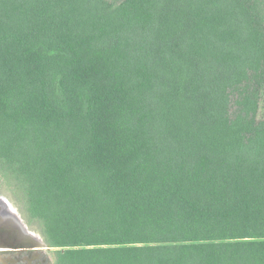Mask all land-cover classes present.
Here are the masks:
<instances>
[{
    "label": "trees",
    "instance_id": "1",
    "mask_svg": "<svg viewBox=\"0 0 264 264\" xmlns=\"http://www.w3.org/2000/svg\"><path fill=\"white\" fill-rule=\"evenodd\" d=\"M264 0H0V175L53 264H264Z\"/></svg>",
    "mask_w": 264,
    "mask_h": 264
},
{
    "label": "rangeland",
    "instance_id": "2",
    "mask_svg": "<svg viewBox=\"0 0 264 264\" xmlns=\"http://www.w3.org/2000/svg\"><path fill=\"white\" fill-rule=\"evenodd\" d=\"M258 118L261 120L264 119V92L260 102V111ZM0 197L6 199V201H8V203L17 213L19 219L20 218L22 219L23 223L27 227V231L29 233H32V235L34 236L31 237V239L33 241H36L37 243H39L41 239L42 243L44 244V245L40 244L41 242L39 244H37L36 242L33 243L29 242L28 245L25 246L23 244H25L26 242L22 240L20 243L21 245L20 248H22L23 251H15L18 249L14 248V245L17 244L19 245V243L16 242L15 240L18 241V239H20L19 238L20 235H16V233L12 234L11 232L6 233L7 230L2 229L4 222L2 220V222H0L1 224L0 225V264H53V251H55L57 248L48 246L44 242V240L40 237V235L36 232L35 230L36 225L35 224L29 225L24 220L21 209L23 204L22 201L19 199L21 198V196L19 195L15 187L12 188V185L10 183L4 181L1 175H0ZM36 235L40 237V239ZM25 236H27L26 233ZM15 254H19V256L22 258V261L16 260ZM23 261H28L30 263H26Z\"/></svg>",
    "mask_w": 264,
    "mask_h": 264
},
{
    "label": "flooded vegetation",
    "instance_id": "3",
    "mask_svg": "<svg viewBox=\"0 0 264 264\" xmlns=\"http://www.w3.org/2000/svg\"><path fill=\"white\" fill-rule=\"evenodd\" d=\"M0 205H1L0 206V222H2V220L4 221L2 229H6L8 231H11L12 234H15L14 233V231H15L16 235H21L23 237H26L25 236V233H26L27 236L30 237V239H31V237H34L32 235V233H29L28 231H26V229L21 225V221L18 218L17 213L12 208V206L8 203V201H6V199L0 197ZM5 213H7V214H5ZM19 224L21 225L20 227H19ZM39 243H40V241H39ZM14 248L18 249L15 251H23L22 248H20L18 244L14 245ZM23 249H25V248H23ZM15 258H16V260L22 261V258L19 256V254H15ZM23 262L30 263L28 261H23Z\"/></svg>",
    "mask_w": 264,
    "mask_h": 264
},
{
    "label": "water",
    "instance_id": "4",
    "mask_svg": "<svg viewBox=\"0 0 264 264\" xmlns=\"http://www.w3.org/2000/svg\"><path fill=\"white\" fill-rule=\"evenodd\" d=\"M20 220L22 221L21 218H20ZM22 223H23V221H22ZM23 225L25 226V228H27L26 225H25L24 223H23ZM10 232H11V231H8V230L6 231V233H10ZM14 233H16V232L14 231ZM33 234H34V233H33ZM36 236H37V235H36ZM9 237H10V236H9ZM37 237H38V236H37ZM19 238H20L21 240H20V239H18V241L15 240L16 242L19 243V247L21 246L20 243H21L22 240H23L24 242H26L25 244H23V245H25V246L28 245L29 242H32V243H33V242H36V241L31 240V239L28 238L27 236H26V237H23V236L20 235ZM38 238L40 239V237H38ZM40 242H41L42 245H44V244L42 243L41 239H40ZM36 243H37V242H36ZM37 244H39V243H37Z\"/></svg>",
    "mask_w": 264,
    "mask_h": 264
},
{
    "label": "bare ground",
    "instance_id": "5",
    "mask_svg": "<svg viewBox=\"0 0 264 264\" xmlns=\"http://www.w3.org/2000/svg\"><path fill=\"white\" fill-rule=\"evenodd\" d=\"M19 218V217H18ZM21 221V220H20ZM21 225L25 228V226L23 225V223L21 222ZM20 224H19V226H21ZM26 229V231H27V228H25Z\"/></svg>",
    "mask_w": 264,
    "mask_h": 264
}]
</instances>
